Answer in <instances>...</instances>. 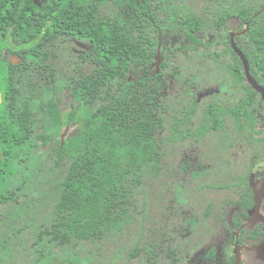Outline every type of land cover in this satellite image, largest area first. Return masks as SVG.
I'll list each match as a JSON object with an SVG mask.
<instances>
[{
	"label": "trees",
	"instance_id": "16d2710c",
	"mask_svg": "<svg viewBox=\"0 0 264 264\" xmlns=\"http://www.w3.org/2000/svg\"><path fill=\"white\" fill-rule=\"evenodd\" d=\"M103 6L102 0L59 6L56 0H0V205L13 214L8 224L0 219L1 260L24 250V264H164L168 231L146 237L136 214L139 188L164 172L162 76L168 66L149 76L151 88L138 90L133 63L154 57L156 29L137 42L131 5H123L120 18L102 13ZM56 36L89 43L81 57L94 65L90 73L57 78ZM5 49L23 51V62L5 61ZM255 58L252 67L264 72V59ZM67 88L75 107L64 114L59 93ZM72 121L79 130L63 146H46ZM179 133L175 128L173 135ZM49 202L47 222L38 225L35 207Z\"/></svg>",
	"mask_w": 264,
	"mask_h": 264
},
{
	"label": "flooded vegetation",
	"instance_id": "af4514ba",
	"mask_svg": "<svg viewBox=\"0 0 264 264\" xmlns=\"http://www.w3.org/2000/svg\"><path fill=\"white\" fill-rule=\"evenodd\" d=\"M34 1L41 5L45 0ZM63 1L56 0V3L59 6ZM102 3V13L119 18L125 16L123 5H131L137 42L142 36L155 34L156 29L154 57L134 61L131 79L134 76L138 90L145 86L151 88L149 76H155L152 72L161 51L163 61L158 73L163 66H168L162 76L165 113L171 107L170 97L178 89L177 83L182 96L177 102L182 116L172 123L171 133L175 128L181 131L184 134L180 133L181 138L189 140V143L184 141L188 146L205 143L211 134L220 136L219 141L215 139L221 157L218 161L211 163L207 159L203 166L201 147H197V156L185 150V158L178 168L181 174L189 171L194 182L210 172L211 176L226 177L221 186L231 188L234 197L220 207L208 205L204 217H200L184 209L190 199L184 193L181 179L176 193L188 200L181 204L176 197L179 205L174 204L167 212L164 264H235L237 250L241 253V264H264V94L251 84L242 57L249 61L251 74L264 86V72L252 67L255 55L264 59V0H102ZM157 8L162 11L153 15ZM70 38L84 47L79 55L89 48L84 40L74 37L64 40ZM145 42L151 45L150 41ZM2 58L20 64L25 54L5 49ZM172 66H179V71L170 73ZM12 67L19 70L26 66ZM35 67L42 75V66ZM53 68L61 79L57 66ZM0 89L4 100L1 84ZM63 93L73 101L71 110L63 108ZM59 96L62 113L73 111L75 100L71 91L61 90ZM184 125L194 127L183 130ZM78 130L79 125L72 121L46 146L55 147L57 141L63 146ZM192 137L196 143L190 141ZM253 140L257 142L255 145ZM224 214H227V223L222 222ZM178 215L180 222L172 221Z\"/></svg>",
	"mask_w": 264,
	"mask_h": 264
},
{
	"label": "rangeland",
	"instance_id": "374dc122",
	"mask_svg": "<svg viewBox=\"0 0 264 264\" xmlns=\"http://www.w3.org/2000/svg\"><path fill=\"white\" fill-rule=\"evenodd\" d=\"M53 51H51V55L54 56L53 52H56L55 56L52 57V61L55 66H57L58 71L60 74H80L85 75L87 73H90L94 65H92L91 61H84L79 55V53H82L84 50V47L78 43V41H75V39H68L64 40L63 38H58L55 45L52 47ZM57 55V56H56ZM173 68V69H172ZM202 70H205L203 68ZM179 66H172L169 68L170 73L178 72ZM177 74V73H176ZM203 74V73H202ZM177 78V76H176ZM203 79L205 77L203 76ZM179 82V81H178ZM178 89H176L175 93L171 95V103L170 108H168V111H166L165 116L168 119L166 122L165 127L162 130V139H166L164 144L162 145V152L164 153L165 157L162 158V165H163V174L158 175L157 178H149V183H144L139 188L138 193V199H137V218H139V221L141 222L143 220L142 227L145 231V236H149V238H160V234L163 235V233L166 231V227L164 224L167 222V212L170 208L174 206V204L179 205L178 201L176 200V192L177 187L179 185V181L182 179L184 180V193L189 197L190 204L186 205L184 209L186 211H193L196 212L200 217H204V212L208 205H215L216 207H220L225 201H227L229 198L234 197L232 194L231 188H223L221 185L222 183H225V178H220L217 175H212L211 172L208 173L207 177L204 179L199 180L198 182H194L193 179L189 176V171L187 173L181 174L179 172L178 166L181 164V160L185 158V150L188 152H191V154L197 156L198 150L197 147H201V151L199 155L201 154L202 159L200 161V164L203 166L206 165L209 161L212 160H219L221 157L218 153V142H215L216 140H220L219 135L211 134L208 136L205 143H198L196 146H188L185 145L184 141H187L189 143V140L185 138H181L180 133L176 135H173L171 133V125L173 122H175L178 118L182 116L180 115V108L179 104L177 103L180 99V91H179V83H177L176 86ZM166 97V96H165ZM164 101H166V98H164ZM63 102H64V109L71 110L73 101L67 97L66 93H63ZM66 112V111H65ZM194 125H184L182 129L184 130H191L193 129ZM238 137V136H234ZM170 139V140H169ZM193 143H196L194 137L190 140ZM252 142V141H251ZM214 143V144H213ZM257 142L253 140L252 144H256ZM213 145V147H212ZM218 145V146H217ZM212 147V148H211ZM211 148V149H210ZM207 149H210L209 151ZM207 150V151H206ZM206 152H208L206 154ZM194 155V156H195ZM208 157V158H207ZM198 164V163H197ZM199 164V165H200ZM190 168H193L192 164H189ZM211 166L212 164H208ZM198 166V165H197ZM213 170L214 167L212 166ZM210 169V168H209ZM201 172L200 174H202ZM189 176V177H188ZM57 178H60V174L58 173ZM154 180V181H153ZM154 182V185L151 183ZM32 186V185H30ZM146 189L147 193H144L143 190ZM30 190H36L34 188H30ZM26 191L29 192V186L26 188ZM33 196V194H32ZM31 196V197H32ZM187 198H183L180 196L179 203L184 204L187 202ZM48 202V201H47ZM183 202V203H182ZM44 203V200H43ZM47 203L42 204V206H36L35 207V214L34 217L37 220V224L41 225L43 222H47L44 216L48 215V211L52 207V203L49 202L47 206L45 207ZM146 206L145 214L146 217L142 218V211ZM171 206V207H169ZM7 205H0V219H2L3 223H9L12 222V213ZM180 212V208H178ZM209 210H212L211 207ZM216 211V210H215ZM214 211V212H215ZM166 212V213H165ZM214 216V213L212 214V217ZM212 217L210 219H212ZM31 218V216H30ZM181 216L178 215L176 218H174L172 221H175L176 223L180 222ZM209 219V221H210ZM169 220V222H172ZM17 223V220H16ZM205 223V222H204ZM140 224L133 223V229H139ZM173 228V227H172ZM163 229V232H162ZM167 236L163 237L158 241H163L162 246H165V243L168 239H166ZM24 250L22 251H16L14 254V257H8L6 256L0 261V264H24L26 261L23 260V255H25ZM35 259L34 257L29 258V260Z\"/></svg>",
	"mask_w": 264,
	"mask_h": 264
},
{
	"label": "water",
	"instance_id": "95a60500",
	"mask_svg": "<svg viewBox=\"0 0 264 264\" xmlns=\"http://www.w3.org/2000/svg\"><path fill=\"white\" fill-rule=\"evenodd\" d=\"M242 57H244V60H245V63H246L247 74H248V77H249V79L251 81V84L256 89H258L260 92H262L264 94V86L260 85L257 82V80L254 78V76L251 74L249 61L245 58V56L242 55ZM162 61H163V56L161 54V51H159V53L157 55V58H156V62H155V66H154V70L152 72V75H156L160 71V68H161L160 65H161ZM2 102H3V97H2V91L0 89V105L2 104ZM0 162H1V158H0ZM262 246H264V244ZM236 253H237V260H236L235 264H241V253H240L239 250H237Z\"/></svg>",
	"mask_w": 264,
	"mask_h": 264
}]
</instances>
